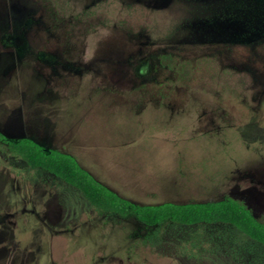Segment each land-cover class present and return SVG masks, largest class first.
<instances>
[{
    "label": "rangeland",
    "instance_id": "1",
    "mask_svg": "<svg viewBox=\"0 0 264 264\" xmlns=\"http://www.w3.org/2000/svg\"><path fill=\"white\" fill-rule=\"evenodd\" d=\"M0 132L137 204L264 223V0H0ZM243 237L98 210L0 141V264H264Z\"/></svg>",
    "mask_w": 264,
    "mask_h": 264
},
{
    "label": "trees",
    "instance_id": "2",
    "mask_svg": "<svg viewBox=\"0 0 264 264\" xmlns=\"http://www.w3.org/2000/svg\"><path fill=\"white\" fill-rule=\"evenodd\" d=\"M0 141L32 168L43 169L78 189L98 210L123 217L133 216L146 226L156 228L170 222L187 228L213 224L230 226L243 238L264 247V223L237 200L224 198L205 202L137 204L97 180L71 154L57 149L47 150L28 137L9 139L2 132ZM190 235L193 246L207 236L201 231Z\"/></svg>",
    "mask_w": 264,
    "mask_h": 264
},
{
    "label": "crops",
    "instance_id": "3",
    "mask_svg": "<svg viewBox=\"0 0 264 264\" xmlns=\"http://www.w3.org/2000/svg\"><path fill=\"white\" fill-rule=\"evenodd\" d=\"M168 107H176V106H168ZM168 113L176 114V112L168 111Z\"/></svg>",
    "mask_w": 264,
    "mask_h": 264
}]
</instances>
